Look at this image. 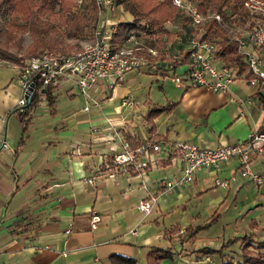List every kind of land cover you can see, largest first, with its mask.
<instances>
[{
  "label": "crops",
  "instance_id": "0c3cea01",
  "mask_svg": "<svg viewBox=\"0 0 264 264\" xmlns=\"http://www.w3.org/2000/svg\"><path fill=\"white\" fill-rule=\"evenodd\" d=\"M170 26L164 24L166 30H175ZM172 46L171 43L165 46V57L177 55L178 51L169 50ZM186 69L187 64L181 65L163 76L161 72L166 69L156 60L139 71L128 72L112 88H106L105 81H100L89 92V99L79 94L82 107L88 101L87 112L79 110V113L61 107L66 103L64 100L57 106L58 95L75 94L72 84L64 82L51 92L55 95L51 105L41 100L26 117L24 131L17 119L18 112H10L19 92L7 101L0 97V133L12 150L0 151V264H106L111 254L146 264L149 247H170L174 252L172 264H191L185 248L190 242L177 237L185 226L179 224L178 218L166 221L168 217L206 193L217 195L219 186L214 185L215 179L228 181L226 187H221L224 197L230 190L237 193L244 186L255 188V198L264 195V182L260 186L251 184L236 172L237 163L229 160L217 171L198 170L189 183L159 193L150 212L142 214L136 209L138 201L155 194L158 181L177 177L178 163L169 161L160 168L157 162L166 157L151 154L155 165L134 175L118 173L114 179H108L95 172L101 156L119 150L110 126L115 127L123 140V134L127 133L146 141L143 116L151 104L177 103L171 111L153 119L156 134L163 135L170 144L184 142L198 147L233 144L264 126V85L250 86L248 79L237 76L226 93H214L191 87ZM152 81L161 82L162 101L150 97L147 91L142 106L135 105L129 99L132 86L127 82ZM165 82H173L174 95L168 96L169 84L165 88ZM116 85L121 87L122 95L112 97ZM123 99L133 105L121 106ZM235 100L242 104L236 105ZM93 128L97 131L92 132ZM253 169H257L255 162ZM93 174L94 185H86L82 179ZM232 174L235 179L229 181ZM223 201H219L212 214ZM92 215L99 218L93 229L89 222ZM198 217L191 215L187 225H197ZM172 225H177L179 232L165 238L163 232ZM66 229L68 233L64 232ZM200 233L195 240L207 237ZM203 248L210 249L196 248L195 263L207 261L209 253L200 251ZM158 264L170 263L167 259Z\"/></svg>",
  "mask_w": 264,
  "mask_h": 264
},
{
  "label": "built area",
  "instance_id": "2783aa9c",
  "mask_svg": "<svg viewBox=\"0 0 264 264\" xmlns=\"http://www.w3.org/2000/svg\"><path fill=\"white\" fill-rule=\"evenodd\" d=\"M94 1L97 23L91 38L84 42L78 51L74 53L43 51L25 60L22 65L16 66L15 81L19 88V96L10 112H21L27 102V96L30 101L31 94L42 89L52 92L64 82L71 83L75 91L87 100L89 92L98 82L105 81V87L112 88L113 85L121 83L128 72L141 70L148 66L150 59L157 56L156 48L146 46L143 40L134 34L128 35L123 43L111 50L106 16L113 12L114 6L110 0ZM157 1L161 4L170 2L178 12L186 16L191 29L198 32L206 21L213 19L235 44L236 52L241 56L250 74L248 85H264V0L243 2L250 21V25L243 28L223 23L218 14L203 15L187 0ZM186 48L188 50L186 78L189 85L214 93H226L237 75L215 58L217 46L213 42L190 38ZM86 102L88 104V101ZM87 104L83 106V112H87ZM120 105L132 106L133 103L123 99ZM110 127L112 136L116 137L119 143V150L100 157L99 166L95 169L97 175L114 179L118 173H129L131 170L138 173L155 165L156 160L151 158V154H158L163 158L170 154V162L179 165L177 177L158 181L156 193L138 201L136 209L142 214L150 212L159 193L189 183L198 170L217 171L229 160L237 163L236 172L251 184L260 186L264 182V126L249 132L243 141L233 144L198 147L184 142L170 144L163 141L156 143L144 141L136 148H130L127 142L119 137L115 127ZM91 131L97 130L93 128ZM0 151L12 152L1 133ZM254 162L257 169H253ZM95 177L93 174L82 181L93 186ZM234 179L235 174H232L229 181ZM214 185L226 187L228 181L215 179ZM98 220L96 215L90 217L91 229ZM64 232L68 233L69 230L66 229ZM130 233L133 234L134 231ZM262 253L264 256V248Z\"/></svg>",
  "mask_w": 264,
  "mask_h": 264
},
{
  "label": "trees",
  "instance_id": "16d2710c",
  "mask_svg": "<svg viewBox=\"0 0 264 264\" xmlns=\"http://www.w3.org/2000/svg\"><path fill=\"white\" fill-rule=\"evenodd\" d=\"M114 6L113 12L108 16L111 19L107 25L109 31V47L117 48L125 38L134 34L143 40L146 46L156 48L158 54L149 60L160 61L167 71L188 64L187 48H179L176 56H166L163 52L168 43L179 38L189 40L196 38L213 42L217 46L215 58L224 66L232 69L237 76L249 79L250 74L241 56L236 52L235 44L228 39L226 32L213 19L206 21L199 30L191 29L189 22L182 13L178 12L170 2H166L159 14L148 0H110ZM196 9L205 14H218L223 23L234 27H248L250 21L248 12L243 6L245 0H187ZM127 14V19L115 17V13ZM114 16V17H113ZM113 17V18H112ZM97 14L94 0H0V62L20 66L28 58L43 52L68 53L77 49L79 43L88 41L97 23ZM175 25V30L164 28V23ZM27 34L29 43L20 48V35ZM182 37V38H180ZM172 40V41H171ZM79 49V48H78ZM157 69H161L158 66ZM51 92L47 89L41 93L31 94L30 103L24 105L21 112L17 113V119L21 125V131L25 129L26 117L36 105L45 100L48 105L53 103ZM176 102H168L165 105L151 104L143 116L146 125L147 139L151 143L165 141L163 135L156 134L153 119L162 113L171 111ZM52 110L50 109V112ZM124 140L130 148H136L143 142L124 133ZM21 141V138H20ZM168 154L164 160L157 162L158 167L166 166L170 161ZM137 174L135 171L129 172ZM219 214H212L202 223L193 227L187 225L178 238H184V242H193L199 231L208 229L218 218ZM248 227L253 230L256 227L254 221H249ZM177 225L170 226L169 231H164L163 236L178 233ZM253 232L233 237L221 242L217 249L203 248L205 253H218L223 247L235 242L240 244L241 260L238 264H264L262 250L264 241H258L252 237ZM174 252L171 248L161 249L149 247L145 253L146 264H158L162 260L172 259ZM106 264H136V260L120 254H111L106 258ZM226 264V263H223Z\"/></svg>",
  "mask_w": 264,
  "mask_h": 264
},
{
  "label": "rangeland",
  "instance_id": "374dc122",
  "mask_svg": "<svg viewBox=\"0 0 264 264\" xmlns=\"http://www.w3.org/2000/svg\"><path fill=\"white\" fill-rule=\"evenodd\" d=\"M148 1L154 7L156 14H159L164 8L165 3L161 4L157 0ZM114 16L118 17L119 19L128 18V15L125 13L118 14L116 12ZM106 17L105 18L107 19V23H109L111 19L109 18V16ZM164 24H170L171 26L169 28L172 30L175 28V25H173V23L165 22ZM28 43L29 37L27 36V34L20 35V48H23ZM83 43L84 42L79 43V49L81 48ZM171 44H173V46L169 47V50L173 51H178L179 48H185L187 46L186 40H179V38L173 40ZM78 48L73 49L68 53H74L79 50ZM15 72V66L5 62H0V97L4 98L6 101L12 99L13 97H16V91L19 92L18 85L15 81ZM143 75L145 76V78L147 77V75ZM159 81L127 82V84H130V86H132L131 92L129 93V97L131 98L129 99L133 100L135 105L140 104V106H142V99L147 98L146 93L147 91H149L150 97H153L158 101H162L163 95L162 90L159 88V85L161 84V82ZM165 84V88L168 86L167 84H169V86L167 87L168 96H171V93H173L174 95L176 91L174 89L173 82H165ZM117 86L119 85H116L112 90V97H118L122 95L120 92V90H122L121 87ZM73 90L75 93L74 96L67 97L66 95H58L56 103L59 107L60 101L64 100L66 103L62 104L61 107H66L67 111L69 112L79 113V110H82L83 108V99L79 94H77L75 89ZM234 103L236 105L238 104L239 106L242 104L239 100H235ZM124 112L126 111L124 110ZM223 192L224 191L221 187H217V195L206 193L203 197L198 199L196 198L194 201L189 203V205H184L182 208H179V210L175 213L176 216H170L166 219V221H172L174 218H178L179 224L182 226H186L187 223H189V218H191V215L198 214L199 217L196 224L203 222L214 212L215 207L219 205V201H223ZM255 196L256 192L255 188L253 187L250 189L244 186L237 193H234L230 190L225 195L223 204H220L218 211L215 212V214H219L217 220L206 231H201L200 233L201 236L206 235L207 237H199L194 242L187 243L185 248L186 251L189 252V255L186 257V259L189 260L191 264H237L238 261L241 260L239 242H235L226 247H223L218 253L210 252L207 256V261L209 262L204 261L203 259H201L200 261H196V263L194 262L196 248L206 246L210 249H215L220 246L221 242L226 241L227 239L242 236L243 234H249L251 232H253L252 237L254 239L262 240L264 238V195H259L260 197L258 196V198H255ZM251 220L256 223V227L253 230L248 227V223ZM198 253L199 252H197V254ZM198 255L203 254L199 253ZM168 262L170 264L173 263L170 260H168ZM174 264L177 263L174 262Z\"/></svg>",
  "mask_w": 264,
  "mask_h": 264
},
{
  "label": "water",
  "instance_id": "95a60500",
  "mask_svg": "<svg viewBox=\"0 0 264 264\" xmlns=\"http://www.w3.org/2000/svg\"><path fill=\"white\" fill-rule=\"evenodd\" d=\"M44 91H45L44 89L40 90L41 93H43ZM26 99H27L26 105H28L30 103L28 96L26 97Z\"/></svg>",
  "mask_w": 264,
  "mask_h": 264
}]
</instances>
